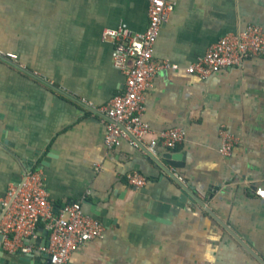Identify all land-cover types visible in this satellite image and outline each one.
Wrapping results in <instances>:
<instances>
[{
	"label": "crops",
	"instance_id": "crops-1",
	"mask_svg": "<svg viewBox=\"0 0 264 264\" xmlns=\"http://www.w3.org/2000/svg\"><path fill=\"white\" fill-rule=\"evenodd\" d=\"M168 1L175 10L154 57L178 68L159 72L144 116L146 143L185 130L176 148L156 146L165 171L127 142L107 148L98 112L125 89L101 34L120 24L145 33L147 0H0V51L17 56L0 60V213L9 185L41 169L54 212L78 202L106 230L66 264H264V197L256 193L264 191V58L206 80L187 73L223 36L264 30V0ZM221 126L237 139L227 156ZM169 153L180 166L165 163ZM132 172L147 184L130 186ZM180 182L217 219L183 200ZM44 233L39 226V246ZM4 253L15 264H45Z\"/></svg>",
	"mask_w": 264,
	"mask_h": 264
},
{
	"label": "built area",
	"instance_id": "built-area-1",
	"mask_svg": "<svg viewBox=\"0 0 264 264\" xmlns=\"http://www.w3.org/2000/svg\"><path fill=\"white\" fill-rule=\"evenodd\" d=\"M147 2L149 26L145 33L138 34L126 24H120L101 34L103 42L113 45L112 65L124 76L125 89L98 112L105 118L107 148L114 149L127 142L144 155L153 156L157 145L167 150L176 148L186 135L183 128L175 127L160 132L158 140L145 142L152 134L150 125L144 121L147 92L153 88L159 72L178 68L170 63L159 64L154 57L161 29L174 12L175 5L168 0ZM259 57L264 58V30L248 25L242 31L220 38L187 69V73L206 80L221 69L240 68L246 60ZM0 60L16 63L17 56L0 51ZM220 139V153L230 155L237 139L224 126L220 127ZM126 180L136 189L148 182L135 172L127 174ZM180 180L183 181L182 177ZM45 187L41 169L27 170L19 182L9 185L1 200L2 248L9 253L20 251L23 254L38 250L48 256L50 264H66L73 252L89 241L102 239L106 230L104 224L87 215L78 202L54 212ZM256 193L258 197H264L263 190L258 189ZM39 226L47 232V237L46 244L37 247Z\"/></svg>",
	"mask_w": 264,
	"mask_h": 264
},
{
	"label": "water",
	"instance_id": "water-1",
	"mask_svg": "<svg viewBox=\"0 0 264 264\" xmlns=\"http://www.w3.org/2000/svg\"><path fill=\"white\" fill-rule=\"evenodd\" d=\"M145 157L150 161V162H154L156 165H158V166H160V167H162L165 171L167 170L166 168H165V165H163V164H161L154 156H152L151 154H149V153H146L145 154ZM181 156L180 155H176V154H172V153H169V154H164L163 156H162V159L163 160H165V163H167L168 165H171L172 167H178V166H180L181 164H180V162L178 161V159L180 158ZM167 173H168V171H167ZM180 184H181V186H182V198H183V200H187L188 198L190 199V200H192V201H197V202H199L202 206H204V208L206 209V211L211 215V216H213L215 219H217L216 217H215V215H214V213L211 211V210H209L207 207H206V205H205V203L203 202V201H201L191 190H190V188L186 185V184H183V183H181L180 182ZM220 222V221H219ZM220 224L225 228V229H227V227L224 225V224H222L221 222H220ZM228 230V229H227ZM233 234V233H232ZM44 237L46 238L47 237V232L45 231V233H44ZM237 238V237H236ZM30 242H33V241H30ZM39 240H36L35 241V244H36V246L37 247H39ZM41 245L40 246H44L45 244H46V239L44 240V241H41V243H40ZM4 255H5V253H4V250H3V248H2V235L0 234V264H15V263H13V262H11V261H9L8 259H5V257H4ZM33 256H36V257H41L42 258V261H43V263H45V264H50L49 263V258H48V256L47 255H45V254H41L38 250H35L34 252H32V253H30V254H28V255H25V260L24 261H30V259L33 257Z\"/></svg>",
	"mask_w": 264,
	"mask_h": 264
}]
</instances>
